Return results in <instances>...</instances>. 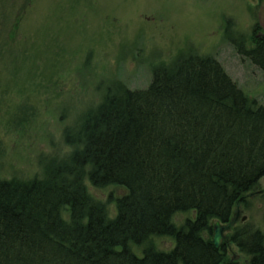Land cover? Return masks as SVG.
<instances>
[{
	"label": "trees",
	"instance_id": "obj_1",
	"mask_svg": "<svg viewBox=\"0 0 264 264\" xmlns=\"http://www.w3.org/2000/svg\"><path fill=\"white\" fill-rule=\"evenodd\" d=\"M227 33L264 79V38ZM51 145L32 175L0 173V264H234L232 245L264 264L249 218L213 242L264 180V103L216 56L180 51L145 87L113 82ZM108 187L126 192L96 194Z\"/></svg>",
	"mask_w": 264,
	"mask_h": 264
},
{
	"label": "rangeland",
	"instance_id": "obj_2",
	"mask_svg": "<svg viewBox=\"0 0 264 264\" xmlns=\"http://www.w3.org/2000/svg\"><path fill=\"white\" fill-rule=\"evenodd\" d=\"M228 31L246 42L264 31V0H0V173L32 175L39 154L107 87H145L152 69L180 51L216 56L264 103L262 73L241 59ZM110 189L126 192L96 194L107 198ZM251 204L243 215L264 226V197ZM173 242L160 239L163 247ZM233 254L234 264H249L235 245Z\"/></svg>",
	"mask_w": 264,
	"mask_h": 264
},
{
	"label": "water",
	"instance_id": "obj_3",
	"mask_svg": "<svg viewBox=\"0 0 264 264\" xmlns=\"http://www.w3.org/2000/svg\"><path fill=\"white\" fill-rule=\"evenodd\" d=\"M260 38H264V32H260L258 35ZM264 192V188L261 190H258L256 192H252L249 195H255L257 193H262ZM246 221L248 219L247 215L242 214V208H241V203L237 204L236 211L234 215L231 217V219L228 222H221L220 220H214L212 222L213 226V242L216 248H220L223 245L224 240L226 239L227 232H229L234 225L239 220ZM230 251H232V248L230 246ZM234 259L236 258L235 256L233 257Z\"/></svg>",
	"mask_w": 264,
	"mask_h": 264
},
{
	"label": "bare ground",
	"instance_id": "obj_4",
	"mask_svg": "<svg viewBox=\"0 0 264 264\" xmlns=\"http://www.w3.org/2000/svg\"><path fill=\"white\" fill-rule=\"evenodd\" d=\"M259 188V187H258ZM250 194V193H249ZM252 196V195H251ZM248 197V196H247ZM253 197V196H252ZM246 198V197H245ZM247 199V198H246ZM252 200V199H251ZM247 201H248V199H247ZM252 205V204H251ZM139 253V252H138ZM236 259V258H235Z\"/></svg>",
	"mask_w": 264,
	"mask_h": 264
},
{
	"label": "flooded vegetation",
	"instance_id": "obj_5",
	"mask_svg": "<svg viewBox=\"0 0 264 264\" xmlns=\"http://www.w3.org/2000/svg\"><path fill=\"white\" fill-rule=\"evenodd\" d=\"M258 1H260V0H258ZM262 32V31H261ZM264 32V31H263ZM260 34V33H259Z\"/></svg>",
	"mask_w": 264,
	"mask_h": 264
}]
</instances>
